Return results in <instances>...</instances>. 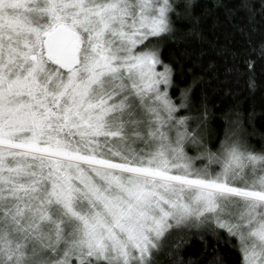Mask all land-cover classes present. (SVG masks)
Wrapping results in <instances>:
<instances>
[{"label": "snow or ice", "instance_id": "obj_1", "mask_svg": "<svg viewBox=\"0 0 264 264\" xmlns=\"http://www.w3.org/2000/svg\"><path fill=\"white\" fill-rule=\"evenodd\" d=\"M257 65L264 0H0V264H264Z\"/></svg>", "mask_w": 264, "mask_h": 264}, {"label": "trees", "instance_id": "obj_2", "mask_svg": "<svg viewBox=\"0 0 264 264\" xmlns=\"http://www.w3.org/2000/svg\"><path fill=\"white\" fill-rule=\"evenodd\" d=\"M205 3L211 5L212 0H205ZM221 19L223 20V13L220 14ZM213 21L209 20L208 27H211ZM224 28V24L221 23L220 29L222 30ZM169 54V51L166 50L164 52L165 57H167ZM256 77L258 81V88L257 91L252 94L249 93L247 90V84L246 80L247 77H244L240 80V82L237 84L235 82L231 83V87L234 90V92L240 93L239 100L243 102L244 105V112L247 116L249 113L254 112V128L247 126L248 132L255 131V136L251 138V143L259 146V144L262 142L261 137L264 136V69L260 67V65H257L256 67ZM210 79V78H209ZM223 79V78H222ZM230 102V101H229ZM213 103H220L219 98L215 99ZM215 115L219 117L221 115V112L217 111L215 112ZM213 128L216 127V124L212 125ZM203 235L204 240L207 241L209 245H213L216 247L217 252L225 259L227 262L230 259L235 258V254L231 251L229 246H226L225 244V237H222L219 240V243H217V239L213 236H211L208 233H201V234H193L190 245H186L184 249V256L185 259H193L196 260L200 258V256L204 252L203 242L200 240L199 236ZM209 253L212 252V248H208ZM163 259V258H162Z\"/></svg>", "mask_w": 264, "mask_h": 264}]
</instances>
